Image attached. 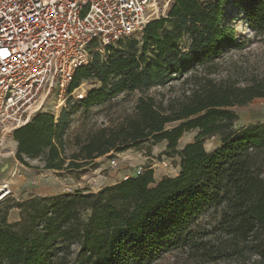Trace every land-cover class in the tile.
<instances>
[{
    "label": "trees",
    "instance_id": "obj_1",
    "mask_svg": "<svg viewBox=\"0 0 264 264\" xmlns=\"http://www.w3.org/2000/svg\"><path fill=\"white\" fill-rule=\"evenodd\" d=\"M226 6L264 37V0H172L165 17L146 24L138 48L132 40L105 60L95 53L74 71L68 93L83 80L99 87L74 99L70 110L65 104L58 116L38 111L12 132L14 157L26 166L27 159H39L47 170H84L107 153L165 140L164 153L179 158L181 171L156 181L146 167L96 192L30 196L5 206L0 264H152L173 250L196 262L264 264V122L233 129L238 115L231 109L264 98V80L239 85L199 75L233 40L221 24ZM177 81L179 96L141 94L131 114L75 138V150L66 154L65 131L78 107ZM194 129L196 138L178 148ZM215 135L221 144L208 152L204 139ZM13 207L20 210L16 223L7 220Z\"/></svg>",
    "mask_w": 264,
    "mask_h": 264
},
{
    "label": "built area",
    "instance_id": "obj_2",
    "mask_svg": "<svg viewBox=\"0 0 264 264\" xmlns=\"http://www.w3.org/2000/svg\"><path fill=\"white\" fill-rule=\"evenodd\" d=\"M169 1L0 0V148L42 110L37 102L44 92L56 90V112L70 96L83 98L79 87L68 93L74 71L88 65L94 53L143 34ZM143 168L138 165L135 175ZM10 195V183L0 179V202Z\"/></svg>",
    "mask_w": 264,
    "mask_h": 264
},
{
    "label": "rangeland",
    "instance_id": "obj_3",
    "mask_svg": "<svg viewBox=\"0 0 264 264\" xmlns=\"http://www.w3.org/2000/svg\"><path fill=\"white\" fill-rule=\"evenodd\" d=\"M207 2L209 0H200ZM164 0H160L163 5ZM170 0L166 7L161 8L160 15L165 17L170 7ZM222 26L228 28L232 33L231 43L223 46L218 52L213 54L211 64L204 69H199V75H205L215 80H224L239 85L256 79L264 80V37L256 33L247 24L243 13L232 6H226L221 22ZM143 34L134 33L133 35L119 41L110 49L97 52L100 59L105 60L106 56L114 48H127L129 43L136 41L135 48L142 43ZM187 38L184 37L180 42L182 48L186 47ZM148 48L147 59L151 60L152 54ZM95 54V53H94ZM93 54V55H94ZM92 55V57H93ZM97 80H83L79 85V90H88L99 87ZM185 85L184 88H187ZM183 86L180 82H174L170 87H151L147 91L135 90L132 92L120 93L110 101L102 104L93 105L87 109L78 107L69 117L67 129L65 131L66 154L75 150L74 140H80L93 133L101 126H109L121 121L126 115L133 112L134 104L141 94L153 95L164 94V98L179 96ZM75 98L70 96L66 101L65 109L70 110L75 104ZM42 102L43 111H51L56 116L54 105L56 104V90L53 88L48 94L45 92L40 96L38 102ZM238 118L233 123V129L241 128L245 125L264 122V98H254L246 105L233 106ZM199 130L194 129L185 132L178 142V146L186 142L193 141ZM15 140L12 133L5 137L0 148V179L10 183L11 195L5 202H0V213L5 206H11L15 202H21L30 196H51L60 193L74 192L76 190H88L96 192L104 184L111 182L115 176L114 168H93L95 164L89 165L84 170H64L55 171L42 168L39 159H27V166L17 161L14 157L13 146ZM221 144L219 135L204 139V148L210 152ZM161 143L155 145L142 143L136 148L129 149L128 152L137 158L138 161L126 168L127 175H135L138 165L152 168L156 177L176 176L180 173L179 158L169 156L160 151ZM12 151V152H11ZM114 153V152H113ZM12 170H16L15 176H11ZM110 171H113L110 173ZM121 175L120 177H122ZM10 223L20 220V210L17 207L10 208L7 214ZM152 264H211L206 262H196L193 258L187 257L182 251L173 250L164 254L159 260ZM216 264H229L219 262Z\"/></svg>",
    "mask_w": 264,
    "mask_h": 264
},
{
    "label": "crops",
    "instance_id": "obj_4",
    "mask_svg": "<svg viewBox=\"0 0 264 264\" xmlns=\"http://www.w3.org/2000/svg\"><path fill=\"white\" fill-rule=\"evenodd\" d=\"M14 143L15 144L13 146V150L16 149V142H14ZM160 143H161L160 151H163V150L165 151L167 142L164 140V141H161ZM186 143L178 146V148H182ZM128 150L120 152V153H113V152L107 153L101 157L96 158L91 163V164H95V166L93 168H114L113 171L117 173L115 178L111 182L106 183L103 186L113 184V183L123 179V177L127 175L126 173L128 170L126 168H128L129 165H132L133 163L138 161L137 158L135 159V157L132 156L130 152H128ZM113 171H110V173ZM121 175H123V176L120 177ZM128 176H132V175H128ZM160 178L161 177L157 178L156 175L154 174V179L156 181H158Z\"/></svg>",
    "mask_w": 264,
    "mask_h": 264
}]
</instances>
